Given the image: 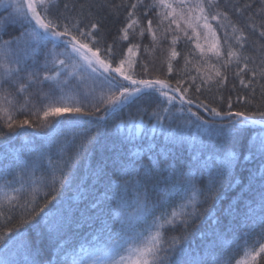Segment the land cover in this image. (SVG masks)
<instances>
[{
    "label": "snow or ice",
    "instance_id": "obj_1",
    "mask_svg": "<svg viewBox=\"0 0 264 264\" xmlns=\"http://www.w3.org/2000/svg\"><path fill=\"white\" fill-rule=\"evenodd\" d=\"M143 3H0L8 13H0V117L9 132L33 128L34 135L47 141L46 146L30 150L35 156L21 162L20 172L13 175L9 168L0 174L4 180L0 187V264H233L228 257H213L209 262L195 255L188 239L191 223L201 214L197 206L226 199L241 184L238 169L248 172L247 183L225 209L231 218L226 226L229 232L246 229L242 258L235 264H264V242L249 245L246 239L257 224L264 237V107L255 103L258 94L264 100V0H259L255 10L251 2L233 0H153L145 7V17L151 9H159L157 28L168 21L167 31L182 33L194 44L190 55L195 57L198 52L199 58L184 57L185 68L192 64L195 71L189 74L187 87L182 85L188 80L176 79L173 87L167 78L173 72L172 61L181 55L175 48L179 35L171 38L167 75L153 78L149 65L142 63L143 75L138 77L136 57L141 46L132 37L143 38L147 31L153 42L157 40L153 21L147 19L142 25L137 14ZM121 8L127 10L124 23L109 42L104 31L107 17L99 13L106 10L119 16ZM233 15L246 19L238 23ZM10 26H19V34L4 39ZM218 29L223 30V43ZM250 36L258 58L245 54ZM124 41L129 43L122 47ZM229 68L243 94L237 93L234 99L217 95L224 107L199 96L196 103L188 96L193 86L194 93L205 85L218 93L229 81ZM236 87L233 84L232 91ZM234 103L243 107L234 108ZM18 113L24 116L17 118ZM113 117L120 120L115 128L135 131L102 143V128ZM256 124L260 130L253 135L250 129ZM75 129L80 131L73 133L70 142L69 130ZM3 135L0 132V138ZM91 145L100 147L101 159L89 168L91 191L86 189L83 198L90 203L75 218L60 206L63 198L57 200L56 192L71 185L81 154ZM54 157L59 164L50 171L47 186L51 191L44 193L41 202L39 194L46 180L35 178V172L45 158L53 165ZM161 191L164 195L157 198L154 194ZM245 191L251 201L245 200L244 210L238 212L236 205ZM177 199L183 202L179 210L175 206L163 210ZM52 201L57 203L49 207ZM129 207L135 208L134 214L127 213ZM116 223L128 238V246L119 251L100 242L102 234L111 232ZM21 225L30 227L21 231ZM178 225L182 234L172 235L168 229L175 231ZM85 227L90 233L81 235ZM33 231L34 238L29 235ZM212 235L209 253L223 233L216 230Z\"/></svg>",
    "mask_w": 264,
    "mask_h": 264
},
{
    "label": "trees",
    "instance_id": "obj_2",
    "mask_svg": "<svg viewBox=\"0 0 264 264\" xmlns=\"http://www.w3.org/2000/svg\"><path fill=\"white\" fill-rule=\"evenodd\" d=\"M111 2L121 3V0H111ZM127 2L131 3L133 2V0H127ZM152 2L153 0H144L143 5L137 9V14L140 17L142 25H146L147 19H151L153 21V27L157 33V40L156 42H153L151 35L147 31H145V35L143 38H140L138 36L132 37V39L135 42L139 43L141 46L140 54L136 57L138 63L136 65L135 71L138 77L142 76L143 72L141 64L147 63L149 65V74L153 78L157 76L164 78L167 75V65L165 61L169 57L170 48L172 47L171 38L173 35H179L181 38L178 40L177 44L175 45V48L178 52L181 53V55L172 61L173 72L171 76H167V78L172 82L173 87H175L176 79L188 80L189 74L195 75V71L193 69L192 64H189L187 69L185 68L184 57L188 55L189 59L195 61L199 58L198 52L195 57L190 55L193 52L194 44L192 43V41H189L187 37H184L182 33L167 31L168 21H165L163 25H160V27L157 28V24L160 20V17L157 15L159 9H151L150 11H148L147 17L143 15L145 7L151 5ZM233 2H238L240 4L251 2L254 10L259 8V0H233ZM126 11L127 10L125 8H121L119 16L109 15L106 10L99 13L100 15H104L107 17L104 22V31L109 42H111V40L118 35V30L124 23V16L126 14ZM247 15H251V13L247 12ZM232 19L234 21H237L238 23H242L246 19V17H237L233 15ZM212 23L215 26V22L213 21ZM172 28L175 29V25H172ZM229 33H231L230 28ZM218 35L221 36V40L223 43V30L218 29ZM8 36L9 33L7 32L4 35V39H7ZM253 39L254 37H249V43L245 45L244 51L245 54L258 58L260 53L255 47L252 46ZM128 43L129 41L121 42V46L123 47V45H126ZM228 76L229 81L227 85H225L224 88L219 89L218 93L215 88H213L212 91H209L207 85L201 87L200 93H194L193 86V90L189 91L188 96L192 97L196 103L199 102L198 100H196V96H199L201 100L214 101L217 105H219V101L216 99L217 95L222 94L226 98L228 96H232L234 99L237 93L243 94L241 86L238 84V81L233 77L232 68H229ZM188 84H191L190 80H188L187 84L182 85V87H187ZM233 84L237 85L235 91H232ZM255 103L264 107V100L260 98L259 94L256 97ZM219 106L224 107V105ZM233 106L234 108L243 107L242 104L237 105L236 103H234ZM179 107V104L175 106L177 110L179 109ZM185 107H187V105H185ZM249 107H251V105H249ZM192 109L193 111H196L195 103L192 105ZM126 113L127 110H125V115ZM177 115H179L178 111ZM205 116L206 118L211 119L207 117L206 114ZM227 119L228 118L224 119L225 123H227ZM145 120H147V117H145ZM119 123L120 120L117 117H113L111 120L108 121L107 126L102 128V132L104 134V139L102 140V143H111V138H115L117 136L131 135L132 132L135 131L134 129L132 130V132H130L126 128H115L114 125ZM86 127H91V125H87ZM259 130L260 125L256 124L252 126L250 132L254 135L255 132ZM79 131L80 129L69 130L70 142L73 133ZM0 132L4 133L3 137L0 138V174L4 173L5 170L9 168L12 169L13 175L15 173L20 172L21 168L19 165L21 164V162L29 156H35V152H32L30 150L40 148L41 145L46 146L47 144V141L42 140L40 138V135H34L35 129L33 128L26 127L25 129L18 130V132H9L8 129L4 127V120L1 117ZM19 133H24V135H20ZM44 150L47 151V148L45 147ZM89 152L91 153V155H89ZM187 155L188 153L184 152L185 158H187ZM100 159V147L97 145L89 146L88 151L81 154V157L75 169V178L72 180L71 185H65L64 189L56 192L57 200H61V197L63 198L60 206L63 207V209L68 212L69 215H74L75 218L79 217V210L86 208V206L90 203V199L85 200L83 198L86 189H88L89 192L91 191L90 185L92 184V181L90 179H87L90 176L89 168L94 167L98 162H100ZM145 163H147V158H145ZM58 164V157H54V164L51 166L48 164V161L45 158L41 163L40 169L35 172V178H40L43 176L46 180V184L41 186V191L39 194V199L41 202H43L44 193L51 191V189L47 186V183L50 182V171L55 168ZM248 167H254V165L250 164L248 165ZM237 175L241 178V184L236 185L232 190H230L227 193L226 199L220 201L219 204H217V202L213 200L203 204L202 207L200 205L197 206L200 209L201 214L199 218L195 220L194 223H191V227L189 229L188 247L193 250L195 255L207 257L209 262L212 261L213 257H216L218 260L228 257L231 258L233 264H235V261L237 259L242 258V247L245 243V239L242 237V233L246 229L241 228L236 232H229L226 226L229 224L231 218L225 213V209L228 207L229 203L234 197H238L240 195L241 188L244 184L247 183L246 177L248 175V172L246 170L240 172V170L238 169ZM7 178L10 180L12 179V176L10 175ZM3 184L4 180L0 179V187H2ZM17 187H19L18 184ZM163 187H165V185H161V188ZM200 187H203V185L201 184ZM154 195L157 198H160L164 195V193L161 191ZM129 199H131V190L129 194ZM201 199H203V197H201ZM245 200L251 201V196L247 191L243 193V196L240 199V203L236 205V210L238 212H242L244 210ZM177 201L179 202V204L180 202L182 203V201ZM56 203L57 201H52V204H50L49 207H52ZM252 206L256 207L255 203H253ZM190 210L191 208H189V211ZM126 211L127 213L134 214L135 208L129 207ZM106 219L109 224L113 223L110 217H106ZM36 220H39V217H36ZM36 220H34L33 223H35ZM217 220L220 221L219 224L216 223ZM14 223L15 217L11 224ZM11 224H9V226H11ZM29 227V225H21L20 230L23 231L25 229H28ZM216 230L223 233V236L222 238L216 239L215 247L211 250V253H209L207 245L214 238L212 233ZM168 231L175 236H180L182 234V229L179 227V225L177 226L175 231H173L172 229H168ZM111 232L120 233L118 223H116ZM84 233H90V229L85 227L81 230V235H83ZM260 233L261 226L257 224L255 227L252 228L251 232L246 238L248 244L252 245L257 240L264 242V237H262ZM29 235L34 238V231L30 232ZM262 256H264V254H262Z\"/></svg>",
    "mask_w": 264,
    "mask_h": 264
},
{
    "label": "rangeland",
    "instance_id": "obj_3",
    "mask_svg": "<svg viewBox=\"0 0 264 264\" xmlns=\"http://www.w3.org/2000/svg\"><path fill=\"white\" fill-rule=\"evenodd\" d=\"M193 2H195V0H193ZM0 3H2V0H0ZM0 13H2L4 16H7L8 15L7 12H4V10H3L2 7H0ZM182 27H184V26L182 25ZM19 31H20L19 26H17V27H11V26L8 27V29H7V32L9 33L8 38H10L11 36H14V35H18L19 34ZM23 116H24L23 113H18L17 114V118H20V117H23ZM44 131H47V130H44ZM177 200L172 201L171 202V205H165V207H164L163 210L171 211V206H175L177 208V210H179V206H180L181 202L179 204V202ZM141 227H143V225H141ZM127 239L128 238H127V235L126 234L106 232V233H103L102 234V237H101V241L100 242L101 243H106L114 251H119L122 247L128 246L127 245Z\"/></svg>",
    "mask_w": 264,
    "mask_h": 264
}]
</instances>
